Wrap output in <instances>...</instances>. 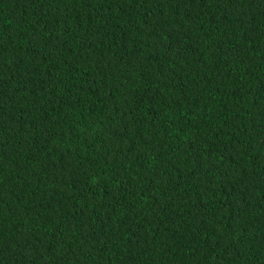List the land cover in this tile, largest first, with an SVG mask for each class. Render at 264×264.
<instances>
[{
	"label": "trees",
	"instance_id": "trees-1",
	"mask_svg": "<svg viewBox=\"0 0 264 264\" xmlns=\"http://www.w3.org/2000/svg\"><path fill=\"white\" fill-rule=\"evenodd\" d=\"M0 264H264V0H0Z\"/></svg>",
	"mask_w": 264,
	"mask_h": 264
}]
</instances>
